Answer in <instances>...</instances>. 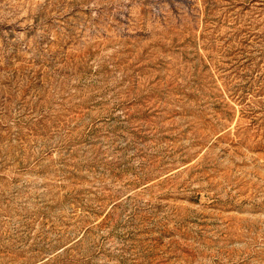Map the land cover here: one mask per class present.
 <instances>
[{
	"label": "rangeland",
	"instance_id": "obj_1",
	"mask_svg": "<svg viewBox=\"0 0 264 264\" xmlns=\"http://www.w3.org/2000/svg\"><path fill=\"white\" fill-rule=\"evenodd\" d=\"M0 264H264V0H0Z\"/></svg>",
	"mask_w": 264,
	"mask_h": 264
}]
</instances>
